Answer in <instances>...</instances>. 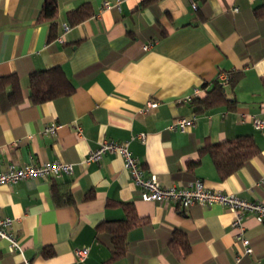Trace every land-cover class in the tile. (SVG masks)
I'll list each match as a JSON object with an SVG mask.
<instances>
[{
    "label": "crops",
    "instance_id": "1",
    "mask_svg": "<svg viewBox=\"0 0 264 264\" xmlns=\"http://www.w3.org/2000/svg\"><path fill=\"white\" fill-rule=\"evenodd\" d=\"M44 1L0 0V77L17 75L23 96L0 111V171L57 161L72 172L0 184V218L13 220L21 247L11 252L0 240V264H76L74 251L82 248L88 254L79 264H264V222L244 220L241 236L252 249L244 255L226 207L144 202L118 154L86 163L100 142H127L144 173L164 187L199 180L264 205V0H121L110 9L103 2L116 0H56L51 41L50 22L40 20ZM83 5L92 15L70 26L67 13ZM53 67L74 92L33 104L29 75ZM237 72L242 78L226 89L234 109L194 113L187 98H203L214 80ZM149 100L156 107L141 113ZM190 115L196 120L185 132L168 129ZM50 125L53 135L44 132ZM239 136H251L258 155L222 180L199 150ZM122 204L143 223L112 262L106 223L124 219ZM173 232L189 249L183 258Z\"/></svg>",
    "mask_w": 264,
    "mask_h": 264
},
{
    "label": "trees",
    "instance_id": "2",
    "mask_svg": "<svg viewBox=\"0 0 264 264\" xmlns=\"http://www.w3.org/2000/svg\"><path fill=\"white\" fill-rule=\"evenodd\" d=\"M57 15L56 0H45L40 12V20L50 22L48 40L55 38V18ZM92 15L90 7L83 5L75 10L69 11L66 15L70 26H75L88 19ZM241 72L230 73L226 80H214L211 88L203 98H193L191 106L195 114H202L207 110L226 107L234 109L236 101L228 98L226 89L233 90L240 81ZM264 88V77L261 79ZM74 92L73 85L66 78L58 67L33 72L29 75V99L35 104H43L58 98L68 97ZM23 100L19 86V78L15 74L0 77V111L17 106ZM251 136H239L231 140H225L217 144H208L200 148L199 155H207L220 179H226L245 165L250 159L258 155ZM125 217L122 220L106 223V229L111 236V257L110 261L122 258L126 253L127 233L142 224L143 221L136 217L134 207L131 204H122ZM171 243L181 250L179 258H183L189 249L185 243L176 239L173 232ZM182 246V247H181Z\"/></svg>",
    "mask_w": 264,
    "mask_h": 264
},
{
    "label": "built area",
    "instance_id": "3",
    "mask_svg": "<svg viewBox=\"0 0 264 264\" xmlns=\"http://www.w3.org/2000/svg\"><path fill=\"white\" fill-rule=\"evenodd\" d=\"M121 0H116L113 4L105 1L102 4V9H110L111 7L119 8ZM234 12L237 8L233 9ZM63 33L70 30L68 24L62 25ZM58 40H61L59 37ZM150 46L143 47L148 50ZM226 79V76L223 77ZM197 96L194 93L192 97L187 98L191 101ZM157 103L149 100L141 113L155 108ZM196 116L190 115L175 119L168 126L169 130L185 132L186 129L195 123ZM253 124L256 129L263 127V122L254 120ZM55 125H50L44 132L53 135L56 130ZM140 141H144V135H138ZM104 154H118L123 160V167L128 173L134 185L139 189V198L144 202L160 203L169 202L180 206L183 209L194 205L202 207H210L212 205H220L226 207L231 211L235 219L231 227L237 232V238L240 240L243 247L244 255H250L252 249L248 239L241 236L243 231V222L247 217H252L258 223L264 222V205L260 203L250 202L241 199L235 194L223 193L220 191H213L207 189L202 181L196 180L188 183L183 187H164L158 183L154 175L147 176L141 166V163L133 158L130 154L128 143H115L113 141H102L98 148L91 151L86 159V163L97 162ZM72 172L71 164H62L60 162L41 163V164H26L23 166L8 165L4 170L0 171V184H16L20 181L28 179H44L48 177H58L60 175H68ZM13 220L11 218H0V240L8 243V248L11 252L21 253V247L17 242L16 237L12 233ZM88 254L87 248L76 249L74 255L76 257V264L84 262ZM239 261V257L236 259Z\"/></svg>",
    "mask_w": 264,
    "mask_h": 264
}]
</instances>
